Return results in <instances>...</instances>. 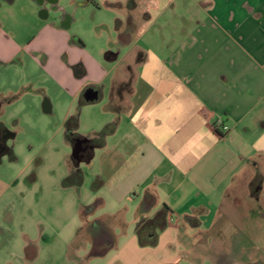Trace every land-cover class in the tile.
<instances>
[{"label":"crops","instance_id":"crops-1","mask_svg":"<svg viewBox=\"0 0 264 264\" xmlns=\"http://www.w3.org/2000/svg\"><path fill=\"white\" fill-rule=\"evenodd\" d=\"M129 2L0 0V126L9 130L1 119L5 108L17 106L16 116L24 112L53 120L63 134L69 116L77 112L79 129L83 115L93 111L87 135L72 134L88 142L110 130L86 160L77 165L70 155L66 165V176L82 165L96 166L95 187H87L86 176L79 186L60 183L68 222L77 218L81 231L92 223L103 228L90 241L89 257H103L104 264H138L141 251L143 264H176L183 249L209 245L216 233L233 226L243 253L252 242L250 248L258 249L264 242V0L213 2L209 16L188 21L191 32L176 36V49L165 50L135 44L148 28L141 15L161 1L136 0L133 9ZM90 5L114 16L113 31L123 49L111 61L104 58L99 33L94 34L99 44L87 52L76 15ZM138 6L143 11L136 17ZM89 89L98 98L79 109ZM91 106H97L96 113ZM217 119L228 126L227 133L214 129ZM11 136L6 146L13 150L16 134ZM65 143L71 149L72 142ZM19 174L0 177V202L8 191L27 190ZM38 185L32 178L33 194ZM151 197L154 207L145 214L143 200ZM107 200L112 209L100 212ZM162 206L169 214L157 245L139 247L137 223ZM38 207L35 203L33 214ZM34 244L26 237L20 260L35 261Z\"/></svg>","mask_w":264,"mask_h":264},{"label":"rangeland","instance_id":"rangeland-1","mask_svg":"<svg viewBox=\"0 0 264 264\" xmlns=\"http://www.w3.org/2000/svg\"><path fill=\"white\" fill-rule=\"evenodd\" d=\"M144 1L147 5L154 2ZM160 1V7L153 8L147 16L141 15L143 9L137 7L140 13H136L135 16H143V21L148 25L145 36L139 43H135L137 47L145 46L153 50L176 49L178 41L176 36L182 33L189 34L194 27L187 24L188 21L209 16L207 9L213 2L232 0H171L172 2L168 4L167 0ZM17 14L18 19L25 25L27 21L24 11L19 8ZM4 17L9 25L13 23L10 15L4 14ZM76 17L80 31L86 37L85 44L89 54L99 44L94 39V34L97 33L101 35L106 51L116 54L123 49L113 31L114 16L105 7L95 5L82 7ZM42 100L43 98L41 103ZM97 106L88 108L96 113ZM16 107L5 108V114L1 119L9 129L7 131L16 134V138L11 142L15 160L12 162L5 157L3 164L0 163V177L8 180L21 172L19 175L25 179L27 190L18 195L8 191L0 202V211L6 210V213L0 216V264H104L105 258L88 256L92 246L91 239H94L93 237L103 228L92 223L81 231L77 218L72 223L68 222L67 209L64 208L66 193L60 183L68 177L66 165L71 149L65 143L63 132L55 130L56 123L53 120H36L25 116L24 112L16 116L14 114ZM92 112L83 115L82 124L76 131L77 136L87 135ZM96 171V166L89 169L82 165L80 168L83 178L86 176L85 181L89 189L95 187ZM32 178H36L39 183L37 187L39 191H35V194L30 190ZM35 203L39 204V211L33 214L32 207ZM106 203V208L100 212L112 209L108 200ZM236 219L238 218H232V221L237 224ZM236 227L238 226H233L235 229ZM233 228L226 233H216L217 240L209 245L204 243L192 249H183L176 264H254L251 263L252 256L257 258V264H264V242L258 244V249L250 248L253 242L248 244L243 253L239 248L240 235ZM112 235L119 234L112 232ZM26 237L29 242L36 243L34 246L38 250V256L33 263L19 259V256L24 254L23 245ZM12 253L15 254L13 258ZM137 258L138 264H143L141 251L137 253Z\"/></svg>","mask_w":264,"mask_h":264},{"label":"trees","instance_id":"trees-1","mask_svg":"<svg viewBox=\"0 0 264 264\" xmlns=\"http://www.w3.org/2000/svg\"><path fill=\"white\" fill-rule=\"evenodd\" d=\"M134 1L136 0H130L129 2V8L133 9L135 7ZM115 57V54L107 51L104 54V58L106 60L111 61V59ZM84 100L80 98L78 107L84 105ZM0 129L4 133H8L5 128L0 126ZM78 129V114L77 112L74 115H71L67 118V120L64 123V137L65 140L68 142H72L76 137L72 134L76 132ZM109 129L105 128L98 134H96V138L89 141L91 142L92 146L101 145L103 142V137L109 133ZM8 157L10 161L15 160L14 152L11 148L4 146V149L2 152H0V162L2 157ZM83 176L80 170L73 171L68 177H66L62 181V185L64 187L67 186H73L77 185L79 186L82 183ZM154 198H147L143 200L142 204V211L143 213H149L151 209L154 207ZM169 214V210L166 206H162V208L156 212V214L152 218H143L141 219L135 228V235L137 238V244L141 248L150 247L153 248L157 245V237L158 234L165 230L167 225V216ZM27 252L33 251L30 247L26 249Z\"/></svg>","mask_w":264,"mask_h":264},{"label":"water","instance_id":"water-1","mask_svg":"<svg viewBox=\"0 0 264 264\" xmlns=\"http://www.w3.org/2000/svg\"><path fill=\"white\" fill-rule=\"evenodd\" d=\"M98 98L97 96V92L93 89H89L86 90L83 94V100L85 103H91L96 101ZM7 136L5 138V141H8L10 139H12L13 136H11V134L7 133ZM88 140L83 139V140H77L72 146H71V159L76 162L77 165H79L82 162L81 159V154L84 152V148L82 147V145L84 143H86Z\"/></svg>","mask_w":264,"mask_h":264},{"label":"flooded vegetation","instance_id":"flooded-vegetation-1","mask_svg":"<svg viewBox=\"0 0 264 264\" xmlns=\"http://www.w3.org/2000/svg\"><path fill=\"white\" fill-rule=\"evenodd\" d=\"M9 136L7 135V133H4L1 129H0V152L3 151L4 149V146H6V142L5 141V138ZM82 140L80 138H75L73 141H72V145L77 141V140ZM82 147L85 149L84 152L81 154V159L82 160H86L90 154H91V151H92V145H91V142H86L82 145ZM76 163V162H75Z\"/></svg>","mask_w":264,"mask_h":264},{"label":"built area","instance_id":"built-area-1","mask_svg":"<svg viewBox=\"0 0 264 264\" xmlns=\"http://www.w3.org/2000/svg\"><path fill=\"white\" fill-rule=\"evenodd\" d=\"M213 127L215 130H219L221 131L222 133H227L229 128L228 126H226L224 123H223V120L222 119H217L214 124H213Z\"/></svg>","mask_w":264,"mask_h":264}]
</instances>
